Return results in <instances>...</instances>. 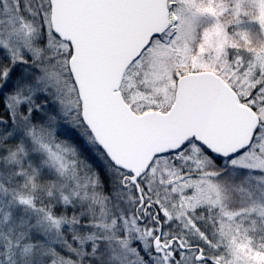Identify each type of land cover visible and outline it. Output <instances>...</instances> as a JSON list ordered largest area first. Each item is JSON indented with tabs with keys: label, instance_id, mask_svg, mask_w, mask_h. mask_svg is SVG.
Here are the masks:
<instances>
[{
	"label": "snow or ice",
	"instance_id": "obj_1",
	"mask_svg": "<svg viewBox=\"0 0 264 264\" xmlns=\"http://www.w3.org/2000/svg\"><path fill=\"white\" fill-rule=\"evenodd\" d=\"M0 264H264V0H0Z\"/></svg>",
	"mask_w": 264,
	"mask_h": 264
}]
</instances>
